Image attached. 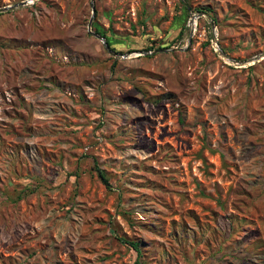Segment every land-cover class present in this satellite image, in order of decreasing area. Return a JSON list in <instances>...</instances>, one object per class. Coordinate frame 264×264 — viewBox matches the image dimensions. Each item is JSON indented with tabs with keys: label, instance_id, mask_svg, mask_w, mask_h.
<instances>
[{
	"label": "rangeland",
	"instance_id": "obj_1",
	"mask_svg": "<svg viewBox=\"0 0 264 264\" xmlns=\"http://www.w3.org/2000/svg\"><path fill=\"white\" fill-rule=\"evenodd\" d=\"M24 1L0 0V264H134L119 238L264 264V0Z\"/></svg>",
	"mask_w": 264,
	"mask_h": 264
},
{
	"label": "trees",
	"instance_id": "obj_2",
	"mask_svg": "<svg viewBox=\"0 0 264 264\" xmlns=\"http://www.w3.org/2000/svg\"><path fill=\"white\" fill-rule=\"evenodd\" d=\"M187 9H188V8H186V10H187ZM206 11H207V10H206ZM93 30H94L95 33L101 35V37L104 38L105 43H106V44H107L112 50H114V49L111 47V43L109 42V40H108V38H107V36H106V34H105L104 32H101V31H100L98 28H96L95 26H93ZM179 35H182V31H180V34H179ZM98 173H99V176H100L101 180H102L103 182L107 183V180H106L104 174H103L102 172H100V171H99ZM119 240H120L121 242H123L124 244L128 245L129 248L132 249V250L136 253V255H137V259L135 260V263H134V264H143V263L139 260V258H140V256H141L140 243L137 242V241H130V240H126V239H123V238H119Z\"/></svg>",
	"mask_w": 264,
	"mask_h": 264
},
{
	"label": "water",
	"instance_id": "obj_3",
	"mask_svg": "<svg viewBox=\"0 0 264 264\" xmlns=\"http://www.w3.org/2000/svg\"><path fill=\"white\" fill-rule=\"evenodd\" d=\"M34 1H35V0H28V1L21 2V3H19L18 5H19V6H26V5H28V4H33ZM93 14H94V10H93ZM207 17H208V19H210L209 16H207ZM92 18H93V17H91V19L89 20V23H88V25H87L88 32L91 33V34H93L97 39L103 41L104 45L107 47V44L104 42V38H103V37H101V36H99V35H97V34L92 33V31H91V28H92ZM213 39H214V40H213V43H216V44H217L216 38H213ZM189 41H190V39H189ZM217 46H218V44H217ZM218 50H219V52H220L219 46H218ZM220 53H221V55H223L222 52H220Z\"/></svg>",
	"mask_w": 264,
	"mask_h": 264
},
{
	"label": "built area",
	"instance_id": "obj_4",
	"mask_svg": "<svg viewBox=\"0 0 264 264\" xmlns=\"http://www.w3.org/2000/svg\"><path fill=\"white\" fill-rule=\"evenodd\" d=\"M212 47H213V49H214L215 51H218V46H217L216 43H213V41H212Z\"/></svg>",
	"mask_w": 264,
	"mask_h": 264
},
{
	"label": "bare ground",
	"instance_id": "obj_5",
	"mask_svg": "<svg viewBox=\"0 0 264 264\" xmlns=\"http://www.w3.org/2000/svg\"><path fill=\"white\" fill-rule=\"evenodd\" d=\"M193 24H194V21H193V23L191 24V26H193Z\"/></svg>",
	"mask_w": 264,
	"mask_h": 264
}]
</instances>
